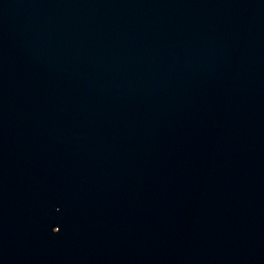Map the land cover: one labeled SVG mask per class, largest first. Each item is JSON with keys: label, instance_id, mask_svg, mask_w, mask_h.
I'll use <instances>...</instances> for the list:
<instances>
[{"label": "water", "instance_id": "1", "mask_svg": "<svg viewBox=\"0 0 264 264\" xmlns=\"http://www.w3.org/2000/svg\"><path fill=\"white\" fill-rule=\"evenodd\" d=\"M0 264H264V0H0Z\"/></svg>", "mask_w": 264, "mask_h": 264}]
</instances>
